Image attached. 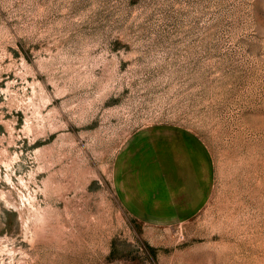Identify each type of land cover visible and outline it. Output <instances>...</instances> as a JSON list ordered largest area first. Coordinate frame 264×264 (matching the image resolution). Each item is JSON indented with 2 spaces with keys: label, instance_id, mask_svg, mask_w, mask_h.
Instances as JSON below:
<instances>
[{
  "label": "rangeland",
  "instance_id": "rangeland-1",
  "mask_svg": "<svg viewBox=\"0 0 264 264\" xmlns=\"http://www.w3.org/2000/svg\"><path fill=\"white\" fill-rule=\"evenodd\" d=\"M176 129L210 196L139 220L119 156ZM119 263L264 264V0H0V264Z\"/></svg>",
  "mask_w": 264,
  "mask_h": 264
},
{
  "label": "crops",
  "instance_id": "crops-1",
  "mask_svg": "<svg viewBox=\"0 0 264 264\" xmlns=\"http://www.w3.org/2000/svg\"><path fill=\"white\" fill-rule=\"evenodd\" d=\"M173 131L138 133L119 156L116 191L128 212L139 220L189 219L210 196L213 165L209 152L191 134Z\"/></svg>",
  "mask_w": 264,
  "mask_h": 264
},
{
  "label": "bare ground",
  "instance_id": "bare-ground-1",
  "mask_svg": "<svg viewBox=\"0 0 264 264\" xmlns=\"http://www.w3.org/2000/svg\"><path fill=\"white\" fill-rule=\"evenodd\" d=\"M24 180V179H23ZM26 186V185H25ZM33 195V194H32ZM35 197V196H34ZM26 198H27V196H26ZM29 200V199H28ZM31 200V199H30ZM32 201V200H31ZM31 203V202H30ZM35 206V205H34ZM28 214V213H27Z\"/></svg>",
  "mask_w": 264,
  "mask_h": 264
},
{
  "label": "built area",
  "instance_id": "built-area-1",
  "mask_svg": "<svg viewBox=\"0 0 264 264\" xmlns=\"http://www.w3.org/2000/svg\"><path fill=\"white\" fill-rule=\"evenodd\" d=\"M120 264V263H119Z\"/></svg>",
  "mask_w": 264,
  "mask_h": 264
}]
</instances>
